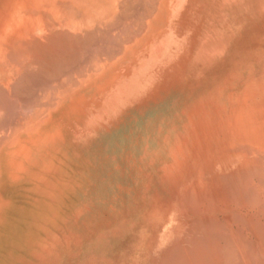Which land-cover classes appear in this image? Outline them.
<instances>
[{
    "label": "bare ground",
    "instance_id": "1",
    "mask_svg": "<svg viewBox=\"0 0 264 264\" xmlns=\"http://www.w3.org/2000/svg\"><path fill=\"white\" fill-rule=\"evenodd\" d=\"M186 1L0 0V264H119L130 229L124 264H264V29L181 62L218 72L168 123Z\"/></svg>",
    "mask_w": 264,
    "mask_h": 264
},
{
    "label": "rangeland",
    "instance_id": "2",
    "mask_svg": "<svg viewBox=\"0 0 264 264\" xmlns=\"http://www.w3.org/2000/svg\"><path fill=\"white\" fill-rule=\"evenodd\" d=\"M170 7L173 6L171 5ZM183 7L184 11L180 9L173 15L171 23L167 27L169 30L164 34V96H166L164 97V120L167 118L168 123L183 121V118L179 116L182 107L188 102H193L195 99L197 100L194 102H198L204 91L201 93L202 89H199L188 96L190 92L186 87H196L201 79L203 80L211 76L213 72H216L221 67L219 60L222 56L215 54L216 51L213 49L214 46L210 43L211 41L222 42L229 39L234 33L236 36L241 37L243 33L249 32L251 28L260 30L258 27L261 28L263 26L262 29H264V0H249V2L248 0H187ZM245 45L246 49L250 47L248 43ZM192 53L196 55H192ZM213 54L215 56H212ZM221 54L227 56L225 51H222ZM194 56L197 58L200 56V58L210 57L212 66L216 65L215 67L218 69L216 71H207L206 63L203 61L200 63L199 61L194 69L187 68L181 71V62L185 63L189 58ZM224 60L225 58L223 57ZM199 64H201L200 69L196 72ZM261 65H259L257 70L252 72L253 74L251 73L250 80L256 81L258 79L262 71ZM202 66L206 72H203ZM186 72L190 74H186ZM210 82L212 83V80ZM211 83L206 81L203 86H208V84L212 86ZM172 84L173 86L171 87ZM167 91L169 92L166 93ZM198 92L200 96L197 98ZM178 107L179 111L176 114ZM170 110L175 111L172 112ZM189 111V109H185L186 114ZM157 135L158 137L162 136L160 137V143L164 146V130ZM155 170L157 169L154 168L153 171ZM139 232L140 230L136 229L128 230L125 237L112 246L110 255L114 256V259L119 264L126 263L127 260L123 263V258H129L130 260L133 257H138V253L134 254L132 249L138 239H134V235L139 234ZM47 241L44 245L48 247L49 252L52 246L49 244L50 240L47 239ZM5 264H18V261L12 260L10 262L9 260H5Z\"/></svg>",
    "mask_w": 264,
    "mask_h": 264
}]
</instances>
